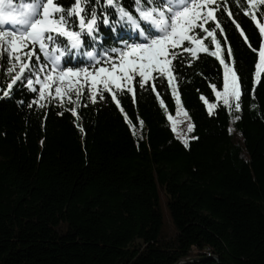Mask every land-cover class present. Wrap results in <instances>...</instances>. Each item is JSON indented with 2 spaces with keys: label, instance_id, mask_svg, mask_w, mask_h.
<instances>
[{
  "label": "trees",
  "instance_id": "16d2710c",
  "mask_svg": "<svg viewBox=\"0 0 264 264\" xmlns=\"http://www.w3.org/2000/svg\"><path fill=\"white\" fill-rule=\"evenodd\" d=\"M227 3L232 18L223 7L217 18L228 44L219 29L217 39L226 61L232 48L241 110L216 100L209 85L222 89V70L214 57L201 54L191 68L177 62L191 133L166 80L157 90L175 131L150 87L137 85L135 104L118 93L131 127L107 94L108 104L79 108L84 132L67 100L43 109L27 107L32 94L23 106L0 100V264H264V72L253 97L264 3ZM201 94L217 103L213 115ZM175 132L198 139L186 148Z\"/></svg>",
  "mask_w": 264,
  "mask_h": 264
},
{
  "label": "snow or ice",
  "instance_id": "6c2138e0",
  "mask_svg": "<svg viewBox=\"0 0 264 264\" xmlns=\"http://www.w3.org/2000/svg\"><path fill=\"white\" fill-rule=\"evenodd\" d=\"M247 3L249 9H254L264 0ZM221 7L231 19L227 0L223 5L219 0H0V73L6 77V87L0 88V100L12 99L23 106L25 97L32 94L27 103L29 109L50 107L53 102L64 108L67 100L73 106L64 110L75 117L73 123L84 132L78 109L88 107V102L108 104L107 94L131 127L132 121L118 93L130 94L135 104L137 85L142 91L150 87L167 114V106L157 90V82L162 84L166 80L176 112L188 119L187 132L191 133L195 125L182 107L177 62L191 68L201 54L214 57L222 70V89L218 90L215 83L209 85L216 100L222 101L229 113L233 102L235 111L241 110L242 83L232 48L229 44L226 61L217 39L219 29L228 44L225 28L217 18ZM249 9H244L245 15L257 21ZM210 22L214 27H209ZM232 23L245 36L235 19ZM257 27L264 36V24L257 22ZM209 38L214 47L205 42ZM248 46L252 48L250 43ZM255 69L253 97L255 84L264 72V42L260 44ZM16 92L24 95L17 100ZM82 98L86 99L82 102ZM200 100L208 114L213 115L217 103L209 102L203 94ZM63 114L64 111L57 113ZM167 119L175 131L172 115L167 114ZM140 125L143 126L142 120ZM180 139L187 148L189 139L198 137L185 134Z\"/></svg>",
  "mask_w": 264,
  "mask_h": 264
},
{
  "label": "rangeland",
  "instance_id": "374dc122",
  "mask_svg": "<svg viewBox=\"0 0 264 264\" xmlns=\"http://www.w3.org/2000/svg\"><path fill=\"white\" fill-rule=\"evenodd\" d=\"M262 42H264V36H262ZM4 67L6 68L7 67V63L5 62V65H4ZM0 75H1V78L3 79V80H5L6 79V77L2 74V73H0ZM218 90H219V88H218ZM209 102H212V103H214V101L213 100H209ZM218 102H222V101H218ZM235 102H233V104H234ZM183 107V106H182ZM179 117H180V119L183 121V126H184V128H186L187 127V124H188V119L183 115V113H180L179 114ZM176 134V137L177 138H179L180 139V137L182 136L181 134H179L178 132H175ZM184 135V134H183Z\"/></svg>",
  "mask_w": 264,
  "mask_h": 264
},
{
  "label": "water",
  "instance_id": "95a60500",
  "mask_svg": "<svg viewBox=\"0 0 264 264\" xmlns=\"http://www.w3.org/2000/svg\"><path fill=\"white\" fill-rule=\"evenodd\" d=\"M217 259V258H216ZM195 260H198V259H192L191 261H195ZM190 260H184V261H180V262H178V263H176V264H185V263H187V262H189Z\"/></svg>",
  "mask_w": 264,
  "mask_h": 264
}]
</instances>
